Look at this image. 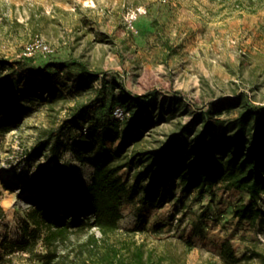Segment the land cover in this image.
Wrapping results in <instances>:
<instances>
[{
	"label": "rangeland",
	"instance_id": "rangeland-1",
	"mask_svg": "<svg viewBox=\"0 0 264 264\" xmlns=\"http://www.w3.org/2000/svg\"><path fill=\"white\" fill-rule=\"evenodd\" d=\"M139 6L146 12L135 19L136 27L142 21L157 25L145 34L127 28V18ZM40 41L59 56L72 54L94 70L119 75L133 93H155L144 101H156V124L138 144L127 147L128 159L136 151L160 147L185 128L191 140L202 128L196 120L201 112L228 121L245 101L264 104V0H0V56L13 60ZM171 100L180 103L171 105ZM63 113L41 106L8 131L2 129L6 120L0 113V202L5 210L0 264H43L45 230L38 234L37 254L16 245L30 237L27 225L34 230L26 217L33 202L28 180L41 166L56 167L47 150L34 156L32 149L43 129L60 121ZM120 146L118 138L113 147ZM63 154L74 159L68 147ZM79 169L89 181L92 167L79 164ZM138 169L128 166L120 173L133 184ZM248 198L224 185L189 194L176 189L174 199L140 212L139 197H125L118 231L108 237L95 226L70 232L56 242L55 263L98 260L112 244L129 260L142 247L149 264H226L221 250L228 242L248 264H261L252 251L264 253V196L259 202L263 216L256 223L233 214L235 205ZM93 235L99 247L89 250Z\"/></svg>",
	"mask_w": 264,
	"mask_h": 264
},
{
	"label": "trees",
	"instance_id": "trees-1",
	"mask_svg": "<svg viewBox=\"0 0 264 264\" xmlns=\"http://www.w3.org/2000/svg\"><path fill=\"white\" fill-rule=\"evenodd\" d=\"M154 22L138 23V31L145 34L156 29ZM160 31L163 35V29ZM154 94L133 93L119 75L94 70L72 54L62 57L52 50L22 54L13 60L0 56V113L7 122L4 131L31 117L41 106L64 112L60 121L43 129L32 149L34 156L47 150L56 167L41 166L28 180L33 202L26 217L34 230L27 225L24 230L30 237L17 247L37 254L35 243L45 230L48 252L40 259L43 264H57L56 242L67 239L70 232L95 226L108 237L118 231L125 197L132 201L139 197L143 212L146 206L161 207L174 199L176 189L183 194L213 190L218 185L236 189L249 198L235 205L234 216L251 223L262 218L264 104L245 101L238 115L228 121L213 117L211 111L201 112L196 120L202 128L191 140L185 128L160 147L136 151L128 159L127 147L138 144L145 131L156 124V101H144ZM174 102L180 103L171 100L170 104ZM118 105L128 113L123 119L114 114ZM65 131L69 133L67 139L63 137ZM118 138L122 146L113 147ZM65 147L73 160L63 158ZM78 163L92 167L89 181L85 182ZM128 166L139 168L133 184L120 173ZM3 184L12 190L9 181L3 180ZM4 216L0 202V218ZM87 246L96 250L99 239L93 235ZM252 253L264 264L263 252ZM221 254L226 264H248L228 242ZM135 255L129 260L110 244L98 260L84 264H149L142 247Z\"/></svg>",
	"mask_w": 264,
	"mask_h": 264
},
{
	"label": "built area",
	"instance_id": "built-area-1",
	"mask_svg": "<svg viewBox=\"0 0 264 264\" xmlns=\"http://www.w3.org/2000/svg\"><path fill=\"white\" fill-rule=\"evenodd\" d=\"M146 12V9L142 6L136 7L130 17L127 18V28L133 32V33H137L138 32V28L136 27L135 24V19L138 17L139 14ZM53 49H51L50 47H48V45L44 42V41H40L38 43H32L29 46L26 47V49L24 51H22L20 53V55L25 54V55H32L38 51L47 53L52 51ZM114 114L116 117L123 119L126 115H128V113L124 110L123 106L118 105L115 110H114Z\"/></svg>",
	"mask_w": 264,
	"mask_h": 264
}]
</instances>
